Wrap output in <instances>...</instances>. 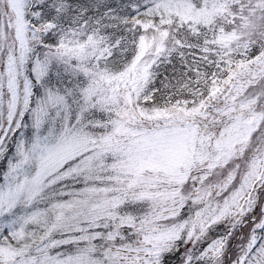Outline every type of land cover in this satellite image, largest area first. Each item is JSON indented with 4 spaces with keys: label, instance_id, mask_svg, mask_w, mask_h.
I'll list each match as a JSON object with an SVG mask.
<instances>
[{
    "label": "trees",
    "instance_id": "16d2710c",
    "mask_svg": "<svg viewBox=\"0 0 264 264\" xmlns=\"http://www.w3.org/2000/svg\"><path fill=\"white\" fill-rule=\"evenodd\" d=\"M30 1L31 4L29 0L22 1L23 23L27 30L23 67L24 78L29 84L27 109L25 106L17 125L6 141L0 143V186L9 165L17 160L19 141L30 144L34 132L31 112L46 96H59L68 107L67 127L87 137L110 134L115 122L126 111L136 112L132 127L138 131L158 132L162 129L158 124L166 121L175 130L195 126L202 133L206 131L202 126L204 118L217 105L209 100L213 88L232 79L239 66L248 65L264 55V0H190L197 9L222 5L207 24H194L178 16L165 15L159 5L175 0ZM0 23L3 24L2 45L6 50L10 46V31L2 0ZM61 48L73 52L61 54L58 52ZM142 52L144 56L140 57ZM153 59L155 61L150 64ZM36 64L41 66L40 74ZM134 67L145 75L144 97L133 102L119 99L112 105L85 104L84 91L95 80L118 77ZM238 100L243 104L252 102L254 110H248L260 115L244 151L228 155L207 171L196 169L187 173L179 184L183 200L181 209L164 218L163 226H176L186 221L198 208H203L195 201L196 194L223 185L221 193L208 198V207L216 210L213 203H222L233 195L248 173L249 163L263 156L264 69L255 83L239 94ZM201 104L208 108L204 109L203 105L200 108ZM57 110L58 107L51 109L42 123L44 132L50 130L55 136L62 125ZM184 116L189 119L184 121ZM88 153L91 154V150L65 163L51 185L48 179L40 184V193L32 203L23 206L18 203L6 216L9 221L3 227L0 245L15 252L14 259L35 260L46 255L66 258L89 242L97 247L99 258L103 257L101 251L110 246L116 249L135 247L139 234L137 225L147 223L154 210L151 197L133 193L120 197L119 189L125 187V183L122 186L116 183L119 173L107 166L108 163L92 172L71 171ZM108 161L118 166L112 155ZM259 188L262 191L259 197L256 195L252 209L214 220L195 238L186 239L182 235L160 251L156 264H214L213 260L197 256L208 243L219 239L229 242L217 264H237L256 248H261L264 176ZM86 190L105 192L106 197H111L109 190H112V201L120 197V203L112 207V219L102 220L98 227L87 231L92 234L89 236H95L92 241L80 240L87 236L81 231L48 233V221L54 214L61 215L62 207Z\"/></svg>",
    "mask_w": 264,
    "mask_h": 264
},
{
    "label": "rangeland",
    "instance_id": "374dc122",
    "mask_svg": "<svg viewBox=\"0 0 264 264\" xmlns=\"http://www.w3.org/2000/svg\"><path fill=\"white\" fill-rule=\"evenodd\" d=\"M22 1L2 0L8 17L10 46L4 50L3 24L0 23V143L6 141L12 128L17 125L25 111L29 93V84L23 72L27 54V30L23 23ZM159 6L165 15L178 16L183 21L194 24L211 22L222 8L220 4H212L197 9L190 0L162 2ZM58 52L69 54L73 50L61 48ZM143 56L142 52L140 57ZM40 68L36 64L38 74ZM263 69L264 55L248 65L239 66L231 76L232 79H227L222 86L213 88L209 100L217 105L204 118L202 126L206 131L202 133L195 126L175 130L166 121L158 124L159 127L162 126L158 132L147 129L138 131L132 127V119L137 117L136 112L126 111L115 122L110 134L87 137L86 134L67 127L68 107L66 108L59 96H46L39 100L31 112L34 132L30 144L19 141L17 160L9 165L4 183L0 186V235L9 221L6 216L18 203L20 206L32 203L40 193V184L43 181L48 179L51 185L63 165L75 160L86 150H91V154L88 153L81 164L74 165L71 171L92 172L108 163L107 166L119 173L116 183L121 186L125 183V187L119 189L120 197L126 193L149 196L154 210L147 223L137 225L139 234L134 248L116 249L110 246L109 250L101 251L103 257L99 258L96 256L97 247L89 242L73 256L66 258L58 259L46 255L35 260L21 261L14 259L16 253H11L9 247L0 245V264H156L160 251L182 235L186 239L195 238L214 220L232 212L243 214L252 209L264 176V154L249 163L248 173L233 195L222 203H213L212 207L216 210L208 207V198L221 193L223 185L196 194L195 201L203 205V208H198L186 221L176 226H163L164 218L177 214L181 209L183 200L179 184L187 173L196 169L207 171L210 166L223 162L228 155H239L244 151L248 138L258 125L260 115L248 110H254L252 102L243 104L238 97L249 85L255 83ZM137 71L134 67L118 77L95 80L84 91L85 104L92 102L91 105H112L119 99L133 102L144 97L145 75ZM202 105L204 109L208 108L204 104L199 107ZM57 107L59 110L56 113L61 117L62 125L59 134L55 136L50 130L44 132L42 123L49 111ZM155 116L162 117L161 114ZM188 119L186 116L183 118L184 121ZM110 155L117 159L118 166L115 163L109 164ZM109 192L111 197H106L105 192L95 190L80 193L79 197L62 207L64 210L61 215L54 214L53 219L48 221V233L81 231L87 236L81 234L84 237L80 240L92 241L95 236H89L92 234L87 231L98 227L102 220L112 219V207L120 203V197H114L115 200L112 201V190ZM228 242L229 240L219 239L208 243L197 258L213 260L217 264L228 247ZM237 264H264V239L261 248H256Z\"/></svg>",
    "mask_w": 264,
    "mask_h": 264
}]
</instances>
